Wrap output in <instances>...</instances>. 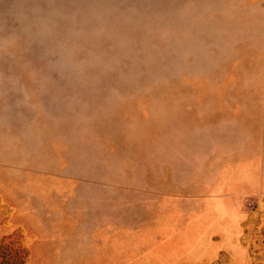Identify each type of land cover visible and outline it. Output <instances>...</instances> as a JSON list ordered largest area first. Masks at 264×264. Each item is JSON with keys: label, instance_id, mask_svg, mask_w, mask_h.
<instances>
[{"label": "rangeland", "instance_id": "1", "mask_svg": "<svg viewBox=\"0 0 264 264\" xmlns=\"http://www.w3.org/2000/svg\"><path fill=\"white\" fill-rule=\"evenodd\" d=\"M187 261L264 264V0H0V264Z\"/></svg>", "mask_w": 264, "mask_h": 264}, {"label": "crops", "instance_id": "2", "mask_svg": "<svg viewBox=\"0 0 264 264\" xmlns=\"http://www.w3.org/2000/svg\"><path fill=\"white\" fill-rule=\"evenodd\" d=\"M232 233H234V231H232ZM232 235V234H231ZM222 238L215 241L213 239H211V244L214 245L216 247V252H215V255L213 258L211 259H203V262H212V261H215L222 253L224 252H228V251H232V253L234 252V248H233V245H239L236 243V236H232V246L231 245H226L227 243H225V240H226V235L222 234L221 236ZM208 239V238H207ZM182 260H184V258H181ZM185 263H197V262H184ZM198 264V263H197Z\"/></svg>", "mask_w": 264, "mask_h": 264}]
</instances>
